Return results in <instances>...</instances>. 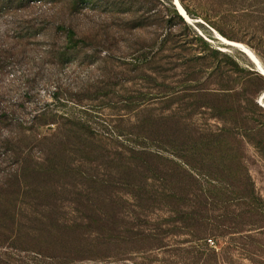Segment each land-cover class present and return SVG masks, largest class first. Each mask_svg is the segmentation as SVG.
Listing matches in <instances>:
<instances>
[{
    "label": "trees",
    "instance_id": "1",
    "mask_svg": "<svg viewBox=\"0 0 264 264\" xmlns=\"http://www.w3.org/2000/svg\"><path fill=\"white\" fill-rule=\"evenodd\" d=\"M173 13L161 16L158 55L192 43L172 20L187 26L185 18ZM192 38L204 47L179 62L158 58L164 89L154 98L164 107L126 103L139 111L136 121H103L102 133L62 116L53 135L37 139L45 158L28 167L35 198L0 202L14 247L51 264H264V199L246 163V146L264 130V75ZM168 71L183 79L166 83ZM58 175L61 190L48 183ZM27 207L34 212L22 215Z\"/></svg>",
    "mask_w": 264,
    "mask_h": 264
},
{
    "label": "rangeland",
    "instance_id": "2",
    "mask_svg": "<svg viewBox=\"0 0 264 264\" xmlns=\"http://www.w3.org/2000/svg\"><path fill=\"white\" fill-rule=\"evenodd\" d=\"M182 1L192 12L188 13L191 21L186 20L185 26L172 20L192 40L186 49L204 47L202 40L192 38L196 33L240 67L258 70L242 48L224 42L220 34L246 45L264 67L262 16L258 14L264 11V0ZM174 8V0H0V202L33 201L28 175L33 173L28 167L45 158L37 139L53 135L62 116L88 119L93 130L102 133L103 121L121 115L126 127L136 121L139 111H125L126 103L138 107L150 99L153 107L165 106L154 98L157 90L164 89L165 74L158 72V58L162 54L165 63L177 62V57L190 52L174 44L158 55L161 16L173 17ZM69 30L74 35L69 36ZM146 56L152 57L150 65L144 63ZM166 77V83L183 79L173 71L166 72ZM147 92L153 94L145 98ZM209 123L215 125L213 120ZM256 141V146H246V163L264 199V130ZM53 179L48 183L55 182L61 190V176ZM57 194L60 205L64 194ZM45 198L51 197L46 194ZM27 212L34 211L22 209V215ZM2 221L0 262L52 263L14 247L15 231L4 229L8 223ZM236 264L251 263L244 259Z\"/></svg>",
    "mask_w": 264,
    "mask_h": 264
},
{
    "label": "bare ground",
    "instance_id": "3",
    "mask_svg": "<svg viewBox=\"0 0 264 264\" xmlns=\"http://www.w3.org/2000/svg\"><path fill=\"white\" fill-rule=\"evenodd\" d=\"M175 3L177 4V6L179 7V9L181 10V13H183L186 17V20L191 21L190 16L188 15V13L186 12V10L184 9V7L181 5V3L179 2V0H175ZM175 4V5H176ZM219 37L226 43H230L233 45H236L240 48L243 49L244 52L247 53V55L252 59V61L263 71L264 73V67L262 66L260 60L258 59V57L243 43L240 42H235V41H230L228 39H226L225 37H223L222 35L219 34ZM264 96V93L262 95V97L260 98V101H262V98Z\"/></svg>",
    "mask_w": 264,
    "mask_h": 264
},
{
    "label": "water",
    "instance_id": "4",
    "mask_svg": "<svg viewBox=\"0 0 264 264\" xmlns=\"http://www.w3.org/2000/svg\"><path fill=\"white\" fill-rule=\"evenodd\" d=\"M174 4H176V3H175V0H174ZM176 8L178 9V11L180 12V14H181V15L185 18V20H186L185 15H184L183 13H181V10H180L179 7L177 6V4H176ZM258 70L264 75L263 71H262L261 69H259V67H258Z\"/></svg>",
    "mask_w": 264,
    "mask_h": 264
}]
</instances>
